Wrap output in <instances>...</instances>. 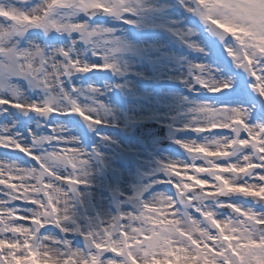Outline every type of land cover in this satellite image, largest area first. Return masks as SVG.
Listing matches in <instances>:
<instances>
[{
  "label": "snow or ice",
  "instance_id": "snow-or-ice-1",
  "mask_svg": "<svg viewBox=\"0 0 264 264\" xmlns=\"http://www.w3.org/2000/svg\"><path fill=\"white\" fill-rule=\"evenodd\" d=\"M29 2L0 0V118L8 121L0 123V151L19 158L0 159V264H264V0H195L198 8L191 10L199 11L231 65L248 79L234 85L219 78L232 70L228 63L211 72L193 65L189 88L218 94L219 101L191 108L189 122L179 129L200 139L175 141L187 158L158 162V174L145 186V192L154 194H138L132 211L87 229L73 219V197L87 183L82 169L88 154L54 124L47 125L48 135L38 136L32 128L22 132L10 117L16 112L76 114L90 125L107 123L96 110L70 99L62 81L115 65L82 62L74 41L70 51L68 45L30 37H39L31 32L34 27L45 35L82 31V24L65 15L73 10L117 9L104 0H43L24 10L21 5ZM21 81L29 88L62 93L68 106L58 105L55 95L26 99ZM56 162L66 163L70 174H58ZM177 165L205 175L187 176L194 181L187 183L179 178ZM160 174L165 180L158 179ZM162 183L176 191L155 192L154 186ZM76 235L84 241L82 247L73 245Z\"/></svg>",
  "mask_w": 264,
  "mask_h": 264
},
{
  "label": "rangeland",
  "instance_id": "rangeland-1",
  "mask_svg": "<svg viewBox=\"0 0 264 264\" xmlns=\"http://www.w3.org/2000/svg\"><path fill=\"white\" fill-rule=\"evenodd\" d=\"M42 2L43 0H30L21 7L30 10ZM104 3L117 9L106 12L104 21L92 23L85 16V11L73 10L65 15L70 16L72 23L82 24V31L71 33L49 31L45 35L43 29L34 27L31 32L38 33L39 37L30 38L36 39L37 43H40L42 38L48 45L57 47L68 45L70 51L73 50L71 45L74 41L75 54L82 62L115 65L114 68L105 69L108 72L106 79L100 78L92 82L84 77H75L62 81L70 99L75 100L83 109L96 110V114L107 123L90 125L86 120L82 122L72 120L71 117L75 114L45 117L35 112L28 115L16 112L15 116L10 117L18 121L17 127L22 132L32 128L38 136L48 135L47 125L54 124L64 130L60 135L75 138L74 146L88 154L89 163L82 169L87 183L80 185L79 194L73 197L75 205L73 219L84 229L91 227L92 223L98 220L132 211L133 209L129 207V200L132 197L138 194L150 197L154 194L145 192V186L153 174H158L157 170L160 167L158 162L187 158L186 152L175 141L200 139L194 132L179 129L189 122L191 108L207 100H211L213 104L219 101L215 98L218 94L209 93L204 89L193 91L189 88L188 81L194 71L193 65H204L211 72L212 69L228 63L232 70L220 75L219 78L231 79L234 85L248 79L247 73L231 65L230 58L223 52L224 45L219 37L204 25L199 11L191 10L198 8L195 0H123V3H119V0H104ZM124 3L139 6L136 13L143 21L157 18L164 20L166 25L159 26V31L168 30L169 26H180L181 36L176 39L173 48L169 45L156 55H147L149 50L140 48L132 39L129 30H135L133 26L136 18L126 15ZM186 20L189 22L186 23ZM124 21L127 22L126 26L123 24ZM123 26L128 32H121ZM24 46H27L26 43ZM209 48L214 59L204 61L202 58L208 56L205 54L209 53ZM97 51L101 55H94ZM193 54H200L202 58ZM20 84L26 99H44L55 95L58 105L68 106V101L63 99L62 93L29 88L23 81ZM147 119H156L168 126L169 134L174 139V146L170 152L167 150L145 152L138 142L130 138L137 121ZM7 122L0 118V123ZM0 159L19 158L0 151ZM21 162L31 166L25 161ZM196 164L206 166L202 160H197ZM55 168L60 175L70 174L66 163L56 162ZM176 169L180 172V178H184L187 183H194L187 180V176L203 178L205 175L196 173L191 168L186 170L181 165H177ZM142 173L146 175L145 180L139 178ZM158 179L163 181L165 177L160 174ZM205 187L207 189L209 186ZM173 188L172 185L162 183L154 186V191L171 195ZM168 218H172L170 214ZM137 226L139 225H133ZM71 240L76 247H82L84 244L78 235L71 237Z\"/></svg>",
  "mask_w": 264,
  "mask_h": 264
},
{
  "label": "bare ground",
  "instance_id": "bare-ground-1",
  "mask_svg": "<svg viewBox=\"0 0 264 264\" xmlns=\"http://www.w3.org/2000/svg\"><path fill=\"white\" fill-rule=\"evenodd\" d=\"M124 9L127 8L128 11H125L126 15L128 17H135V30L131 31L129 30L130 34L132 35V39L134 42L140 47V48H146L149 50V56L150 54L156 55L159 53V51H163L166 49L169 45V47L173 48L172 45L176 44V39L180 38L181 32L179 31L180 26L173 27L169 26L168 30L159 31V26L166 25L165 21L162 19H154L151 21H143L139 19L136 10L139 6L137 5H131V3H124L123 5ZM186 23L189 22V20L185 21ZM126 21L123 22V24L126 26ZM123 26L121 32H128V29ZM181 29V28H180ZM211 49L209 48V53L205 54L208 56H205V58H202L200 54H193L196 57H201L204 59V61H211V59H214V55L212 56L210 53ZM174 71V70H172Z\"/></svg>",
  "mask_w": 264,
  "mask_h": 264
},
{
  "label": "water",
  "instance_id": "water-1",
  "mask_svg": "<svg viewBox=\"0 0 264 264\" xmlns=\"http://www.w3.org/2000/svg\"><path fill=\"white\" fill-rule=\"evenodd\" d=\"M94 15L97 16V14ZM134 136L141 139L144 147L153 146L154 149H158L161 146L171 145L165 136V129L155 126V124L149 122L139 124ZM131 204L136 207L137 200H133Z\"/></svg>",
  "mask_w": 264,
  "mask_h": 264
}]
</instances>
